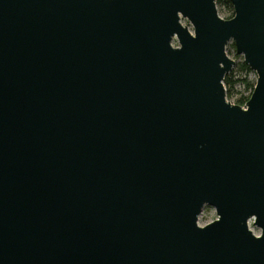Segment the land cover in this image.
<instances>
[{
  "label": "water",
  "instance_id": "1",
  "mask_svg": "<svg viewBox=\"0 0 264 264\" xmlns=\"http://www.w3.org/2000/svg\"><path fill=\"white\" fill-rule=\"evenodd\" d=\"M229 1L0 0V264H264V0Z\"/></svg>",
  "mask_w": 264,
  "mask_h": 264
},
{
  "label": "rangeland",
  "instance_id": "2",
  "mask_svg": "<svg viewBox=\"0 0 264 264\" xmlns=\"http://www.w3.org/2000/svg\"><path fill=\"white\" fill-rule=\"evenodd\" d=\"M216 1V0H215ZM216 8L218 11V14L220 16L226 15L225 13V7L218 6L216 4ZM181 22L184 25H188L189 29L192 30L191 25L189 24L188 20L185 18H181ZM172 42H177L174 38ZM226 50L231 56L232 60L234 61L232 68L228 73L232 75V77L236 80L233 84V87L231 89V94L227 97L228 100H231L233 102L236 101L237 98H239L242 95H246L248 91H246L244 84L242 81H240L243 77H246L248 80H253L255 82L256 80V74L253 70H246L241 68V63L243 62V56L241 54H237L235 52V46L233 43V40H230L226 45ZM227 73V74H228ZM226 89V88H225ZM244 106V103L242 104ZM216 218V212L215 209L210 205H205L202 208V213H200L198 217L199 225L205 223L206 221H211ZM255 232H257V228H252Z\"/></svg>",
  "mask_w": 264,
  "mask_h": 264
},
{
  "label": "trees",
  "instance_id": "3",
  "mask_svg": "<svg viewBox=\"0 0 264 264\" xmlns=\"http://www.w3.org/2000/svg\"><path fill=\"white\" fill-rule=\"evenodd\" d=\"M216 4L218 6H223L225 7V17L230 18L233 15V7L232 4L230 3L229 0H216ZM241 68L250 70V68L244 63H241ZM236 80L232 77L230 73L226 74L223 80L224 86L226 88V96L228 97L231 94V89L233 87V84ZM240 81L244 84V87L248 93L246 95H242L239 98L236 99L235 103L242 105L250 96L251 91L254 86V81L253 80H248L246 77H243Z\"/></svg>",
  "mask_w": 264,
  "mask_h": 264
},
{
  "label": "built area",
  "instance_id": "4",
  "mask_svg": "<svg viewBox=\"0 0 264 264\" xmlns=\"http://www.w3.org/2000/svg\"><path fill=\"white\" fill-rule=\"evenodd\" d=\"M245 103V102H244Z\"/></svg>",
  "mask_w": 264,
  "mask_h": 264
}]
</instances>
